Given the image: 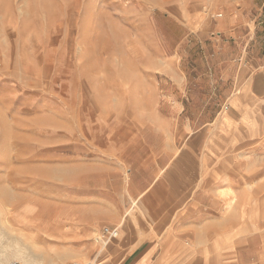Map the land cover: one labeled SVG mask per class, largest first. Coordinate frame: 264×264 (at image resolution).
<instances>
[{
    "label": "rangeland",
    "instance_id": "rangeland-1",
    "mask_svg": "<svg viewBox=\"0 0 264 264\" xmlns=\"http://www.w3.org/2000/svg\"><path fill=\"white\" fill-rule=\"evenodd\" d=\"M261 76L264 0H0V227L42 264H119L160 226L165 261L264 264Z\"/></svg>",
    "mask_w": 264,
    "mask_h": 264
},
{
    "label": "crops",
    "instance_id": "crops-1",
    "mask_svg": "<svg viewBox=\"0 0 264 264\" xmlns=\"http://www.w3.org/2000/svg\"><path fill=\"white\" fill-rule=\"evenodd\" d=\"M218 16H222L221 13L218 14ZM242 95L240 98H243L245 94L250 95L255 94L260 98L261 100L264 98V76H261V78L257 81H254V83L251 81L247 82L245 80L243 84L240 86ZM248 99H252L253 96H247ZM239 97H236L234 100L235 104H238ZM252 102H243V105L241 109H248L250 108ZM264 108V105L261 107ZM184 156H190V152L186 151V155ZM180 200H178V203H173L174 206L176 205H182V203H179ZM231 207H237L239 206V197L233 195L230 198V202L227 201V203ZM241 205L243 203L240 202ZM175 210L170 211L167 210L164 212L163 210H159V214L162 213V217H159L158 221L163 222L166 220H170L171 215L173 214ZM179 218H176V221H179L180 224L176 225L175 227L173 226L171 229H177L179 232L182 230L183 232H186V226H188V218H186V210H184L182 213H178ZM187 215H190L188 212ZM169 216V217H168ZM159 233H154L153 230H145L146 234H143L145 238H149L147 240H143L137 245H135V248L122 260L119 264H178L173 261H165L163 260L165 256L174 254L175 252L181 251L185 252L186 251V245L181 243V240L175 241L174 239L170 242L169 240L174 238V237H179L178 234H171V233H163L164 231L163 227L160 226L158 229ZM185 236L186 234H182ZM157 238H161L162 240H156ZM230 238V233L229 231L225 230L223 237L221 240L223 241L224 244H230L229 241ZM155 255V259L153 261L152 257ZM96 264H101L99 261Z\"/></svg>",
    "mask_w": 264,
    "mask_h": 264
},
{
    "label": "bare ground",
    "instance_id": "bare-ground-1",
    "mask_svg": "<svg viewBox=\"0 0 264 264\" xmlns=\"http://www.w3.org/2000/svg\"><path fill=\"white\" fill-rule=\"evenodd\" d=\"M1 195L2 200L0 199V212H4L3 208L5 209V207H7V211L5 210L7 213L10 206H13V203H10V196L8 192H3ZM117 229L118 227H116V230ZM103 241L105 244V240ZM16 259L21 261L22 264H42L43 262L41 257H35L34 254L31 255L23 243L19 242L17 238L7 235L0 227V262ZM46 264L55 263L48 261Z\"/></svg>",
    "mask_w": 264,
    "mask_h": 264
},
{
    "label": "built area",
    "instance_id": "built-area-1",
    "mask_svg": "<svg viewBox=\"0 0 264 264\" xmlns=\"http://www.w3.org/2000/svg\"><path fill=\"white\" fill-rule=\"evenodd\" d=\"M118 231L116 230V227H109L105 226L102 229V234L103 235H109L110 237L116 236ZM0 264H22L19 260H10L6 262H0ZM71 264H96L95 261L93 260H88V261H83V262H76V263H71Z\"/></svg>",
    "mask_w": 264,
    "mask_h": 264
}]
</instances>
